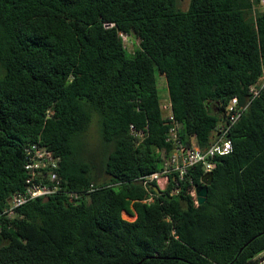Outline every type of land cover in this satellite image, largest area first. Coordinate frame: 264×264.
I'll return each instance as SVG.
<instances>
[{
	"label": "trees",
	"instance_id": "16d2710c",
	"mask_svg": "<svg viewBox=\"0 0 264 264\" xmlns=\"http://www.w3.org/2000/svg\"><path fill=\"white\" fill-rule=\"evenodd\" d=\"M179 1L0 0V213L25 188L32 143L61 157L63 187L3 216L0 264H260L264 91L231 126L233 151L215 158L203 204L188 192L201 167L153 202L137 181L161 169L174 121L207 148L264 74L262 0ZM125 37L139 40L133 50ZM95 114L99 172L77 143Z\"/></svg>",
	"mask_w": 264,
	"mask_h": 264
},
{
	"label": "built area",
	"instance_id": "2783aa9c",
	"mask_svg": "<svg viewBox=\"0 0 264 264\" xmlns=\"http://www.w3.org/2000/svg\"><path fill=\"white\" fill-rule=\"evenodd\" d=\"M264 4V0H262ZM264 91V74L260 77L256 85L250 88L253 96L244 105H240L237 97H234L227 109L229 121L220 124L214 132L212 142L207 148H201L196 142L195 136H192L186 143L181 137L182 125L180 122L174 121L175 118L171 113L172 103L164 97L161 108L165 113V117L173 120L170 127L167 141L171 144L169 151L160 150L162 157V167L159 171L141 176L137 181L147 189L149 195L144 201L154 200L157 195L151 184L154 183L161 191L168 188L171 182H174V188L170 193L176 194L179 192L180 182L184 181L190 171H195L197 168H202L204 176L212 173L216 163L215 158L219 155H226L233 151V143L229 137V130L232 125H235L241 118L242 114L251 104L252 100ZM133 132L142 138L143 132L135 131L132 125ZM27 161L25 169L27 178L23 191L13 194L9 200V207L0 213V231L2 229V218L4 215L13 216L16 210L27 202L40 197H48L62 190V183L58 174V169L61 163V157L50 150L47 146L38 142L32 143L26 147ZM197 186L194 185L189 189V194L196 205L199 204ZM96 190V186L92 183L89 192ZM75 198L79 196L72 194ZM260 264L264 263V252L259 254Z\"/></svg>",
	"mask_w": 264,
	"mask_h": 264
},
{
	"label": "rangeland",
	"instance_id": "374dc122",
	"mask_svg": "<svg viewBox=\"0 0 264 264\" xmlns=\"http://www.w3.org/2000/svg\"><path fill=\"white\" fill-rule=\"evenodd\" d=\"M189 3H190V0H180L179 1V7L182 9H187L189 6ZM124 40H125L126 46L128 47L129 50H133L134 45L136 43H139V40L136 39L135 37H133V39L131 37H125ZM158 84H159L161 93H166L167 82H166L165 75L158 74ZM196 142H197V140H196ZM77 143L81 147L87 149V151L85 152V157H84L85 160L87 162H90L91 164H93L95 167V170L97 169L96 171L99 172L100 171L99 169L101 168V166L103 164V160H104V157H105L107 151H106V145L104 144L103 139H102L100 123H99V116L97 114H95L93 116L92 122H91L88 130L85 133H82L78 136ZM103 178L106 179L105 181L109 180L108 176H106V177L104 176ZM152 184H154V183H152ZM154 200H149L146 202H153ZM123 218H125L129 221H134L136 219V215H130L127 212H124ZM262 264H264V263H262Z\"/></svg>",
	"mask_w": 264,
	"mask_h": 264
},
{
	"label": "water",
	"instance_id": "95a60500",
	"mask_svg": "<svg viewBox=\"0 0 264 264\" xmlns=\"http://www.w3.org/2000/svg\"><path fill=\"white\" fill-rule=\"evenodd\" d=\"M213 181V173H208L203 177L201 184L197 186L199 204H203L208 197V187ZM151 187L158 193H161V190L154 184Z\"/></svg>",
	"mask_w": 264,
	"mask_h": 264
}]
</instances>
